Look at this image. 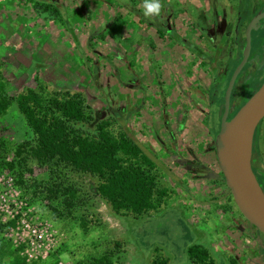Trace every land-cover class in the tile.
<instances>
[{
  "label": "rangeland",
  "instance_id": "rangeland-1",
  "mask_svg": "<svg viewBox=\"0 0 264 264\" xmlns=\"http://www.w3.org/2000/svg\"><path fill=\"white\" fill-rule=\"evenodd\" d=\"M188 1L169 0V27L209 52L190 27ZM143 11V0H0V93L80 94L112 135L129 131L152 154L151 174L167 190L156 209L115 212L98 176L32 155L35 135L13 101L0 115V264H197L187 255L193 244L213 264H264V238L208 174L219 173L213 139L238 56L230 46L218 76ZM254 138L264 166V121Z\"/></svg>",
  "mask_w": 264,
  "mask_h": 264
},
{
  "label": "trees",
  "instance_id": "trees-1",
  "mask_svg": "<svg viewBox=\"0 0 264 264\" xmlns=\"http://www.w3.org/2000/svg\"><path fill=\"white\" fill-rule=\"evenodd\" d=\"M44 7L49 9L51 5ZM52 10L61 17L57 7L53 6ZM157 32L161 34L164 31L157 28ZM223 95L224 92L221 95L222 102ZM13 101L35 135L34 144L30 147L33 156L41 160L56 159L75 170L98 176L100 182L96 188L97 192L115 212L131 211L141 214L160 206L167 190L158 189L151 174L150 170L159 166L156 159L129 131L124 130L117 136L112 135L107 130L108 121L101 119L98 113L88 107L80 94L48 99L31 89L15 97L0 93V115L6 112ZM218 113L221 117L222 111ZM78 123L86 126L93 124L96 132L83 134L75 127ZM212 129L215 127L210 128ZM218 130L219 127L215 133ZM255 141L253 138V155L256 149ZM212 154L215 157L214 149ZM253 161L254 157L252 169L264 191V168L255 167ZM208 174L221 180L225 187L223 177L219 173L210 171ZM229 197L232 200L230 194ZM244 221L249 225L245 219ZM254 229L263 237L256 228ZM187 255L194 263L213 264L208 251L202 245L188 246ZM152 264H167V259H156ZM230 264L239 263L232 259Z\"/></svg>",
  "mask_w": 264,
  "mask_h": 264
},
{
  "label": "flooded vegetation",
  "instance_id": "flooded-vegetation-1",
  "mask_svg": "<svg viewBox=\"0 0 264 264\" xmlns=\"http://www.w3.org/2000/svg\"><path fill=\"white\" fill-rule=\"evenodd\" d=\"M161 3L163 5L161 13L158 17H155V20L157 19V28L165 29L163 31L166 32L169 31L172 39L178 45L187 48L192 54L197 56L201 62L205 63L206 60L210 61V63L214 62L215 64L213 65L212 70H216L218 76L225 72V64L227 61V54L229 52L228 48L230 46L233 47L235 50L234 53L238 56V60L231 69L227 83L225 84L223 95V97H225V90L229 79L234 69L240 63L244 49L247 45V27L250 25L251 20L264 13V0H197L196 3L189 0L188 3H186L189 7L185 13L190 21V27L194 28L197 38L202 39L211 45L212 48L209 52L206 49H199L193 39L188 41L184 40L182 37L177 35L175 29L169 27L168 14L170 13L169 11H171V5L169 0H161ZM158 34L160 35V33ZM255 39L258 40H256L257 42L254 46ZM221 54L224 55L222 59L223 61L217 59V57ZM263 66L264 16H261L257 19L256 24H254L250 30V50L232 87L229 114L232 113L233 115L246 101V99L261 85L264 79V73L261 68ZM251 72L252 79L248 80L252 81V85L250 87L248 85L249 83L245 84V80L249 79V74ZM213 79L214 78L212 76L210 83H212ZM228 118H230V115H228ZM256 152H258L257 149H255V153ZM254 155L252 153V157H254V166H262L264 168L261 161L260 164L255 163V160L258 162V158H255Z\"/></svg>",
  "mask_w": 264,
  "mask_h": 264
},
{
  "label": "water",
  "instance_id": "water-1",
  "mask_svg": "<svg viewBox=\"0 0 264 264\" xmlns=\"http://www.w3.org/2000/svg\"><path fill=\"white\" fill-rule=\"evenodd\" d=\"M261 16L264 13L251 20L247 27V45L225 90L224 107L219 130L213 139V149L219 174L223 177L238 212L264 237V191L254 174L251 162L254 133L264 119V79L257 90L228 118L232 87L250 50V30Z\"/></svg>",
  "mask_w": 264,
  "mask_h": 264
},
{
  "label": "clouds",
  "instance_id": "clouds-1",
  "mask_svg": "<svg viewBox=\"0 0 264 264\" xmlns=\"http://www.w3.org/2000/svg\"><path fill=\"white\" fill-rule=\"evenodd\" d=\"M161 0H143V15L145 17H158L162 10Z\"/></svg>",
  "mask_w": 264,
  "mask_h": 264
},
{
  "label": "built area",
  "instance_id": "built-area-1",
  "mask_svg": "<svg viewBox=\"0 0 264 264\" xmlns=\"http://www.w3.org/2000/svg\"><path fill=\"white\" fill-rule=\"evenodd\" d=\"M58 264H71V263H68V262H64V261H59V263Z\"/></svg>",
  "mask_w": 264,
  "mask_h": 264
}]
</instances>
